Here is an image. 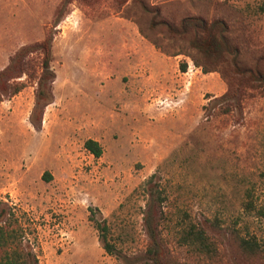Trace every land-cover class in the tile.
<instances>
[{
  "label": "rangeland",
  "instance_id": "1",
  "mask_svg": "<svg viewBox=\"0 0 264 264\" xmlns=\"http://www.w3.org/2000/svg\"><path fill=\"white\" fill-rule=\"evenodd\" d=\"M155 5L174 24L224 20L238 66L173 55L186 42L150 28ZM44 40L52 74L38 82ZM22 50L9 75L24 86L0 97V226L18 230L25 264H135L148 222L162 264H264V0H0V69ZM191 223L211 252L183 241ZM251 235L254 258L237 246Z\"/></svg>",
  "mask_w": 264,
  "mask_h": 264
},
{
  "label": "trees",
  "instance_id": "2",
  "mask_svg": "<svg viewBox=\"0 0 264 264\" xmlns=\"http://www.w3.org/2000/svg\"><path fill=\"white\" fill-rule=\"evenodd\" d=\"M143 8L151 14V19L149 22L151 29L161 28L167 37L184 40L186 42L187 47L185 50L175 51L172 53L173 55L180 53L187 55L191 59L193 65L199 67L204 73L216 71L219 68V64L226 56L229 58L230 62L233 63V65L238 66L237 57L239 49L238 46L232 43L228 38L227 32L229 28L224 20L220 18L207 20L201 16L188 15L182 17L176 24H174L165 18H158L159 7L157 5L150 8L144 6ZM140 32L143 33L141 28ZM151 42L154 44V46L158 48L160 47L159 43L155 39H151ZM38 48L42 50L43 53L41 59L42 72L38 77V82H41L44 77L52 74L50 69L51 53L49 42L44 40L38 43ZM162 50L168 53L167 50L163 48ZM24 55V50H22V53L18 57L17 55L14 57L12 63L7 64L5 67L0 69V97L7 93L12 96L19 92L24 86L22 82L12 80L19 76L9 75L10 70L13 69V66L16 64L17 59H20V57ZM179 66L181 71H185L187 62L181 61ZM244 71L245 70H240V72ZM257 78H263L261 72L258 73ZM84 147L95 157H99L102 153L101 145L97 140L91 138L86 139L84 141ZM46 175L47 172L44 176L46 177ZM154 177L155 173H152L146 182H152ZM159 192L160 189L156 187L155 193L157 198H160ZM89 210V219L93 221L94 227L98 231V237L102 242V247L106 252L112 253L113 244L107 238L108 226L105 222V219H95L91 209ZM6 211V205H1L0 216L6 213ZM213 221V226H219L215 219ZM148 230L151 238V245L147 249L149 257L138 260L135 264H162L156 257L158 253L156 234L155 229L149 222ZM182 239L185 243H191L192 246L201 252H211L213 249L211 242L209 241V237L205 233L204 229L194 223L189 225ZM18 240V230L16 228H4L3 226H0V247L3 250V253L0 256V264L26 263L25 257L15 247V245L18 243ZM12 244H14L13 247H11ZM8 245H10L11 248H9ZM237 246L241 255L250 258L257 257L262 253L261 242L254 235L239 237Z\"/></svg>",
  "mask_w": 264,
  "mask_h": 264
}]
</instances>
